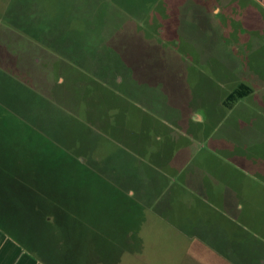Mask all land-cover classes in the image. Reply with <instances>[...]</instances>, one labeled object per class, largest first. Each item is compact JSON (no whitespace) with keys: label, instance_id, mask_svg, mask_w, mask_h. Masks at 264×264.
Here are the masks:
<instances>
[{"label":"rangeland","instance_id":"374dc122","mask_svg":"<svg viewBox=\"0 0 264 264\" xmlns=\"http://www.w3.org/2000/svg\"><path fill=\"white\" fill-rule=\"evenodd\" d=\"M158 1L152 8L148 0H0V176L4 185L13 177H27L36 189L46 190V177H69L68 184L75 186L81 173L75 175L77 163L66 157L62 152L66 149L59 148V143L84 151L81 158L87 162L105 158L100 166L108 177L126 187L148 183L151 194L160 190L158 173L148 168L151 161L146 165L139 159L143 152L135 155L138 160L131 157V152H139L144 144H149L159 166L163 157L172 162L176 152L196 145L203 148V156L211 149L210 137L221 143L225 139V147H233L239 140L238 145L244 144V158L257 155L264 160V141H252L258 133L264 137V12L243 0ZM143 8L149 12L137 22L121 13H138ZM17 25L43 33L70 57L49 69L48 82L56 88L58 108L43 102L22 81L11 78L12 68L3 67V57L19 60L18 51L27 42L16 37L15 33L21 36L20 31L25 35ZM5 30L12 37L3 39ZM17 41L22 42L18 44L22 48H16ZM124 60L131 62L129 67ZM80 67L92 73L118 71L124 78L117 86L120 96L96 94V88L86 86L87 80H75ZM60 78L65 80L63 84ZM243 88L247 93L244 98L238 93ZM148 108L173 117L177 115L174 109H187L190 125L185 128L183 121L179 128L157 114L163 119L161 123L153 115L145 116L150 113ZM196 114L202 118L199 123ZM29 126L51 137L55 145L45 146L35 139ZM148 152L146 157L151 158ZM210 156L217 161L221 154L211 152ZM167 169L165 162L161 170L167 173ZM168 172L174 174L173 170ZM230 172L220 170L213 175L229 182ZM242 178L236 183L243 195L248 197L252 192L255 205L264 202L262 188L247 191ZM49 184L50 180L46 186ZM186 213L192 214L186 210L181 214ZM97 214L95 229L103 228L106 222ZM145 217L139 226L142 252L124 254L114 264H209L190 252L174 229L176 225L164 214L152 208ZM259 217L261 220L263 214ZM103 238L107 235L102 234ZM238 243L240 247L234 245ZM233 245L243 254L254 246L264 253V247L254 241ZM101 253L97 248L96 256ZM106 253L111 258L118 256L111 249Z\"/></svg>","mask_w":264,"mask_h":264},{"label":"crops","instance_id":"0c3cea01","mask_svg":"<svg viewBox=\"0 0 264 264\" xmlns=\"http://www.w3.org/2000/svg\"><path fill=\"white\" fill-rule=\"evenodd\" d=\"M243 1L256 5L259 10L264 12V0ZM18 28L25 35L20 31L21 36L19 37L15 33L16 37L19 39L26 38L27 40L25 41L27 42L25 43L27 45L23 43L25 45L24 49L18 51L19 60L14 57L13 61H7L6 57L8 58V55L4 56L3 58L6 63L3 64L5 65L3 67L7 68L6 66H8L12 68L13 73L9 74L11 78L22 81L24 85L32 88L43 102L58 108L60 100L55 95L54 90L56 88L48 82L49 69L53 63L57 62L59 64L60 60H69L70 57L64 49L57 46L54 41L48 40L43 33H36L30 29H23L20 26ZM7 34L11 33L8 30L2 32V38L12 37ZM17 42L16 48H22L18 45L22 42ZM5 48L7 47L2 48V51ZM124 64L128 65L131 62L127 64L124 60ZM79 70V75L75 80L79 78L83 81L87 80L86 86L96 88V94L102 92L116 98L120 96L117 86L121 83L122 76L118 71L110 69V71H95V73H92V71H88L82 67ZM2 73L7 76L4 72ZM60 80L62 84L65 82L62 78ZM88 80L95 81V83L89 84ZM101 99L99 98V101ZM142 106L145 107L144 105ZM174 110L177 112V115L173 117L161 114L157 108H148L150 113L145 116L153 115L155 120H159L162 123L163 119L157 117V114H159V116L164 117L172 122V124L176 123V126L179 128L183 126V121L186 123L185 128L188 127L190 125L188 110ZM109 111L112 112V109H109ZM199 119L202 118L197 115V123H199ZM193 122L195 123V121ZM178 139H181V137ZM208 140V145L211 149L203 156L200 154L203 148L200 147L198 149L197 145L194 149L190 147V149L183 150L180 147L183 151L176 152L172 162L166 161L163 157L161 161L162 165L160 166L152 156L153 150H150L151 148L147 146L149 144H144L145 147L143 149V145L140 146L138 148L139 152L133 153L130 151L133 154L132 158L135 155L139 156L138 153L143 152L144 155L139 156V159L143 160L146 165H148V161H151V166L148 165V168L158 173L157 179L160 190H158L157 199L151 201L148 195L144 194L142 200L145 216L146 212H149L152 208L156 209L158 213L164 214L169 222L176 225L174 229L184 238V244L188 246L190 252L192 251V254L205 259L209 264H264V253H259L257 246H254L252 251L245 254H243L241 249L235 248V246L240 247L239 243L231 246L232 242H243L242 246H244L246 243L254 241L264 247V202L259 201L255 205V202H252L255 200L253 193L251 192L248 197L244 196L239 184L236 183V180L243 179V176L245 177V185L248 186L247 191L254 190L255 188V191L259 192L256 186H260L262 191H264V160L257 155L252 159L244 158L241 154L244 151V144L238 145L239 140H236V144L233 147H225L227 144L225 139L222 140V143L214 142L212 137ZM178 141L175 143L176 145H178ZM252 141L253 143L262 142L264 141V137L258 133ZM117 148L120 149V146L115 149ZM148 150L151 158L146 157ZM189 150H193V152H189ZM211 152L221 154L220 157L217 156L219 157L217 161L213 159V156H210ZM112 154L111 152L109 156ZM104 159H95V162L102 165ZM165 162L169 170H173L174 174H170L168 169L167 173L161 170L164 169ZM214 169L216 171H213ZM220 170L222 172L231 170L229 182L218 174L217 176L213 175V172L219 173ZM249 177H253L255 180L253 181ZM129 194L133 195V191H130ZM258 198L262 199L263 194L259 193ZM246 209H249L248 212ZM184 210L192 212V214H181ZM260 213L263 214L261 220L259 217ZM145 216L144 218L146 219ZM158 218L164 220V218ZM169 225L172 226L171 223ZM140 239L142 247L139 253L142 252L143 248V239L141 237ZM1 249L0 264H42L0 230ZM126 254L136 255L133 253Z\"/></svg>","mask_w":264,"mask_h":264},{"label":"trees","instance_id":"16d2710c","mask_svg":"<svg viewBox=\"0 0 264 264\" xmlns=\"http://www.w3.org/2000/svg\"><path fill=\"white\" fill-rule=\"evenodd\" d=\"M148 1L152 8L159 2ZM148 12L146 8L138 13L121 11L134 22L145 18ZM244 90L238 91L243 98L247 95ZM28 131L34 138L42 140L45 146L55 145L51 137L30 126ZM58 145L66 149L62 152L69 160L77 163L75 175L81 173L78 182L75 180L77 184L69 185V177H46L43 179L44 190L36 189L27 177H13L9 184L6 181L4 185L0 176V230L42 264H64V260L65 264H114L126 253H139L142 247L139 226L145 216L142 200L147 194L153 201L157 199L158 192H147L150 188L148 183L142 186L141 182L140 187L116 183L99 164L83 160L81 153L84 151L80 153L75 148ZM48 180L50 184L47 187ZM130 191L133 195L129 194ZM97 212L106 223L103 228L95 229ZM102 234L107 238L101 239ZM97 248L102 252L99 256H96ZM108 249L117 252L118 256L111 258L106 253Z\"/></svg>","mask_w":264,"mask_h":264}]
</instances>
